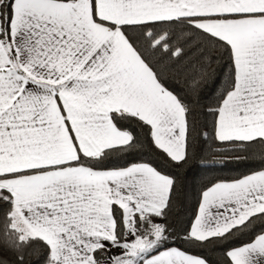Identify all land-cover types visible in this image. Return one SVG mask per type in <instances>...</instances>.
<instances>
[{"label":"snow or ice","instance_id":"obj_1","mask_svg":"<svg viewBox=\"0 0 264 264\" xmlns=\"http://www.w3.org/2000/svg\"><path fill=\"white\" fill-rule=\"evenodd\" d=\"M0 264H264V0H0Z\"/></svg>","mask_w":264,"mask_h":264},{"label":"trees","instance_id":"obj_2","mask_svg":"<svg viewBox=\"0 0 264 264\" xmlns=\"http://www.w3.org/2000/svg\"><path fill=\"white\" fill-rule=\"evenodd\" d=\"M205 96L209 95V91L206 89ZM136 132L141 140H143V132L140 129H136ZM196 158L189 161V164L180 169L165 168L163 161L159 158L145 153L143 157L139 153L134 157H129L132 159H151L157 167L173 172L178 181L177 185V198L173 213L171 214V222L173 224H178L186 219H188L191 210L194 206L197 191L200 185L213 177L229 178L233 175H237L241 171H245L248 167H251L253 162H244L239 165L228 164L226 168H205L201 167V158L205 162H210L213 160L222 159L220 156L216 155L214 152H202L200 147L197 146ZM213 260L217 259L216 254H211Z\"/></svg>","mask_w":264,"mask_h":264}]
</instances>
